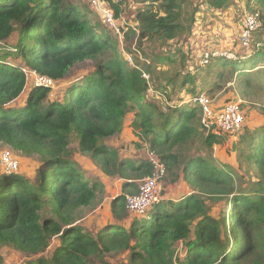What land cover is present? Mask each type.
<instances>
[{
    "label": "trees",
    "instance_id": "trees-1",
    "mask_svg": "<svg viewBox=\"0 0 264 264\" xmlns=\"http://www.w3.org/2000/svg\"><path fill=\"white\" fill-rule=\"evenodd\" d=\"M132 1L137 6L124 16L133 17L135 30L123 34L126 39L134 37L136 45L123 51L136 65L139 56L150 61L142 62L149 84L138 70L129 68L116 38L90 17L86 4L0 0V144L36 158L34 180L1 169L0 247L34 258L26 264H94L113 253H127L131 264H264V126L246 129L241 138L240 147L245 144L246 150L238 158L254 173L244 188L236 185L231 169L206 157H190L182 165V179L193 194L175 203L164 200L137 216L127 211L124 193L133 180L152 176L154 166L145 161L134 165L106 145L131 116L139 140L136 147L148 149L164 169H172L179 163L177 150L200 128L206 131L199 109L187 103L188 98L228 90L242 104H255L252 93L264 92V0H246L244 5L243 14H255L260 21L246 53L196 68L198 73L213 64L222 68L216 82H197L198 75L187 70L177 82L181 72L167 77L160 66H167L165 49L194 27L198 5L217 11L230 0ZM110 3L119 16L124 4ZM182 61L186 62L181 57L180 65ZM86 62L93 63V70L67 81L71 70ZM22 69L45 76L56 86L63 84L62 100L52 98L48 88L33 87L24 105L14 109L26 89ZM163 76L165 83L152 88L150 82H161ZM177 83L186 96L175 94ZM72 134L78 150L96 160L103 174L125 182L123 194L110 205L107 223L93 233L74 225L77 211L95 199L98 184L85 180L72 162ZM225 139L208 132L202 143L211 150ZM207 200L217 204V215L209 213ZM52 239L58 240L52 254L42 256ZM179 245L184 250L180 258Z\"/></svg>",
    "mask_w": 264,
    "mask_h": 264
},
{
    "label": "rangeland",
    "instance_id": "rangeland-1",
    "mask_svg": "<svg viewBox=\"0 0 264 264\" xmlns=\"http://www.w3.org/2000/svg\"><path fill=\"white\" fill-rule=\"evenodd\" d=\"M73 1L79 5L86 4L88 9L91 11L89 14L90 17L93 20H96L101 27L106 28L101 23L100 16H98L96 11L90 5V0ZM100 2L110 8L113 12V15L114 9L111 8L110 2L120 5L122 3L124 4L120 6L121 13L119 14V16L114 15L116 25L119 28H122L123 33L126 31V29H129L131 26H135V21L133 17L124 16L129 10L137 6L135 2H133L132 0H100ZM245 4L246 0H230L227 3L226 8L217 11L210 9L204 3L198 5L199 9L197 11L196 23L194 27L191 28L192 31L190 30L189 34L179 37L177 41L174 42V45L172 47H168L165 49V52H168L163 57H166L168 59L167 66H160L161 70H165L163 74L167 77H170L178 72H181L178 75L177 79V82H181V77L186 72V70L188 72L194 71V73L198 75L197 82H216L217 72L223 69L213 64L212 68H208L206 70L203 69V72L198 73L196 71V68L201 67L199 64L200 54L204 50L214 48L222 49L221 51L230 50L233 54L246 53V50L244 48L239 47L238 43V32L242 25ZM125 7L128 9L126 10ZM123 33L121 34V38H119V36H117L116 34L112 33V35L116 38L118 42V49L122 53V55L126 54L123 51V48H125V46H128L130 47V49H132L135 48L136 45V40L134 39V37L126 39ZM12 42L13 41H10V43ZM211 46L212 48H210ZM177 50L182 51L183 54L181 56L174 54L175 52H177ZM129 57L131 59V63H128L129 68H133V64L134 66L143 69L142 62H147L146 64L150 63L149 60H146L144 59V57L139 56V65H136L135 60L132 58V56ZM181 57L183 60L186 61L185 63L184 61H182V65H180ZM239 62V64L242 65V62ZM92 70L93 63L86 62L84 64H80L76 66L73 70H71L68 75L67 81L70 82L73 80H78V78H80L82 75L87 74ZM227 76L228 75L225 73L223 77L224 81ZM164 81L165 80L163 76L161 82H150V84L153 88L154 83L164 84ZM31 88V81L29 80V85L25 89L24 93H22L21 97L14 102L12 106L14 109L20 108L24 105L28 91ZM234 88H236L235 85ZM183 90L184 89L180 90L179 83H177L175 86V94L181 97L182 95H184V93L182 94ZM51 91L52 98L62 100L65 93V87L63 84H61L59 86H56V88ZM170 91L171 90L169 89V92ZM228 92L229 91L227 90L224 93L219 92L213 96H208L212 101L213 110H217L215 107L221 106L220 104H223L224 100H226L225 103L234 102L238 100L235 96H231ZM251 98L254 99L253 101L255 102V104L244 102L243 104H241L244 116V123L242 130L239 133L231 134L230 136H224L214 128H211L210 130H206L204 132L203 129L199 127V133L191 141H189L187 144L177 150L180 157L179 163H177L172 169H165L164 174L161 175L158 179V185L161 188V195L164 197L165 202L175 203L180 198L187 197L193 194L191 189L186 185L185 181L182 179V165L184 164V162L188 161L190 157H206L210 162H212L218 167L225 166L231 169L237 176L235 177L236 185L240 188H244L246 186L245 183H247L249 177H253L251 179H254V173L249 170V166L238 158L240 151L242 149L246 150L245 144L240 147L241 138L246 137L245 130L248 129L251 131L252 127L259 128L260 126H264V92L256 91L255 95L252 93ZM152 99H156V96H154ZM227 99H230V101H227ZM187 100H189V98ZM131 120V116L127 117L122 132L108 140L106 142V145L108 146V148L116 151L117 155L120 158L129 159L134 165H138L142 161H145L147 163L158 162V158L155 157V155L149 153L148 149H139L138 147H136V144L138 145L139 140L134 135L135 132L134 130H132L131 127ZM208 132L217 134L218 136L224 139L225 137L227 138L221 144H216L212 147L211 150H207L202 142ZM77 142V136L75 134H72L70 136L69 145L71 160L75 164L76 169L83 176V178L87 180L90 184L97 183L98 189L96 192V197L93 200L92 204L87 208H82L77 211V216L79 220L74 225L81 226L88 232L93 233L97 228L102 227L104 226V224L107 223V220L110 217V205L117 196L123 194L122 185L125 182H123L121 177L117 175L107 176L103 174L96 160H93L88 154L81 153L78 150ZM4 151H10L13 156L18 159L19 169L16 173L32 180L36 178L35 174L33 173L36 167V158H27L22 154L13 152L12 149L5 146L4 144H0V155ZM0 172H2L1 167ZM158 175H160L159 169L154 168L152 176ZM145 178L139 177L138 179L133 180L132 187L128 188V190L124 193L125 196L136 194ZM206 204L211 215L218 214L219 207H217V204H214L210 200H207ZM150 209L146 211V214L149 213ZM47 213L50 218H53L50 211L47 210ZM57 243V239H52L49 247L42 253V256L47 258L50 257V255L52 254V250ZM0 254L3 259L2 264H26V262L34 259L28 258L22 253L16 252L10 248L3 246L0 247ZM182 254H184V250L179 245L176 249V256L180 258L182 257ZM104 263L131 264L129 260V255L127 253L109 254L102 257L101 259H95L94 264Z\"/></svg>",
    "mask_w": 264,
    "mask_h": 264
},
{
    "label": "built area",
    "instance_id": "built-area-1",
    "mask_svg": "<svg viewBox=\"0 0 264 264\" xmlns=\"http://www.w3.org/2000/svg\"><path fill=\"white\" fill-rule=\"evenodd\" d=\"M90 5L96 11L101 18V23L110 30L113 34H116L121 38L123 33L122 28H119L114 20L113 12L110 8L105 6L100 0H90ZM130 28L135 30V26ZM260 28V21L257 15L244 13L242 19V25L238 35L239 47L247 50L252 42L253 35ZM128 29H126L127 31ZM222 49H207L200 54L201 66H209L214 59L233 60L234 54L230 51H221ZM128 63H131V59L127 54H123ZM132 67L141 73L142 79L149 84L150 77L141 68L132 64ZM26 77V88L31 81V87L44 88L53 90L56 88V84L51 79L38 75L34 71L28 69H22ZM187 103L197 107L200 113V122L205 130L214 128L221 134H237L242 130L244 123V116L241 106V101L237 100L230 103L223 104L217 110L212 109V101L205 94H199L194 97H190ZM153 163V164H152ZM151 164L155 169H159L160 175L145 178L138 192L134 195L125 196V207L127 211L133 215H142L150 207L160 204L164 201V197L161 195V188L158 185V179L164 174V167L158 162H152ZM0 167L7 173H16L19 169V161L13 156L10 151H4L0 155Z\"/></svg>",
    "mask_w": 264,
    "mask_h": 264
},
{
    "label": "crops",
    "instance_id": "crops-1",
    "mask_svg": "<svg viewBox=\"0 0 264 264\" xmlns=\"http://www.w3.org/2000/svg\"><path fill=\"white\" fill-rule=\"evenodd\" d=\"M238 33H239V32H238ZM210 48H212V46H211ZM229 51H230V50H229ZM232 51H234V50H232ZM230 52H231V51H230ZM227 86H228V85H227ZM223 104H225V100H224ZM223 104H220L221 106H216L215 108H216V109H219L220 107L223 106Z\"/></svg>",
    "mask_w": 264,
    "mask_h": 264
}]
</instances>
